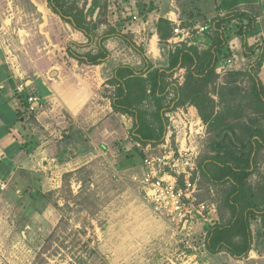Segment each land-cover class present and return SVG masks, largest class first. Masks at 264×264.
Here are the masks:
<instances>
[{
    "label": "rangeland",
    "instance_id": "obj_1",
    "mask_svg": "<svg viewBox=\"0 0 264 264\" xmlns=\"http://www.w3.org/2000/svg\"><path fill=\"white\" fill-rule=\"evenodd\" d=\"M75 1L87 9L91 0ZM99 7L95 39L121 24L122 33L143 47L151 61L152 55L157 57L158 67L167 63V45L175 44L158 37L159 51L149 50L159 18L174 17L171 37L179 27L187 40L205 50L215 35L212 26H206L208 19L235 10L254 16L256 28L246 38L254 56H247L250 50L242 46L239 19L233 18L224 25L230 35L229 54L219 62L218 76L206 89L213 112H222L227 105L243 107L241 118L228 115L227 122L245 123L252 113L247 71L258 50L264 49V0H99ZM97 11L89 18L95 19ZM71 40L80 38L45 0H0V74L11 75L15 85L9 90L16 91L18 106L33 132L46 133L38 114L43 122H71L63 109L48 107L43 92L80 91L87 103L89 99L96 103L95 110L90 113L87 108L82 114L88 126L78 146L89 148L85 157H73V162L61 157L34 159L29 171L0 162V264H264V228L259 220L252 222L254 243L245 256L235 258L227 251L211 254L205 248L208 229L227 222L229 213L223 205L227 185H213L201 172L213 154L209 141L214 136L196 107L188 104L166 113V134L160 144L134 142L129 137L132 120L110 107L113 87L105 79L118 63H138V55L125 41L110 38L105 45L111 58L85 68L65 53ZM226 71L240 75L228 84L231 77ZM184 72L176 70L170 80L182 83ZM256 75L264 85V60ZM232 86L234 93L228 91ZM29 95L39 99L32 110ZM259 126L264 129V120ZM146 157L161 160L157 169L164 183L183 186L186 178L193 183L184 209L157 210L145 197ZM256 160L249 178L254 185L264 183V150Z\"/></svg>",
    "mask_w": 264,
    "mask_h": 264
},
{
    "label": "trees",
    "instance_id": "obj_2",
    "mask_svg": "<svg viewBox=\"0 0 264 264\" xmlns=\"http://www.w3.org/2000/svg\"><path fill=\"white\" fill-rule=\"evenodd\" d=\"M45 1L51 12L71 26L79 36L80 41L71 40L65 44L66 54L79 64L106 63L111 53L105 41L110 38L125 41L138 55V63H118L105 79V83L113 87L109 97L112 110L132 120L129 137L134 142L140 145L160 144L166 134V113L188 104L196 107L214 136L209 141L213 154L206 158L201 172L213 185H227L223 205L229 213L227 222L215 223L208 229L205 248L211 254L227 251L235 258L245 256L254 243L252 222L259 220L264 228V183L254 185L249 180L256 170L257 155L264 150V129L259 126L260 119L264 120V85L256 75L264 60V49L258 50L247 71L252 81L248 97L252 113L247 115L245 123L227 122L228 115L241 118L243 107L227 105L222 112H213L206 89L218 76L215 70L219 62L229 54L230 35L224 25L233 18L239 19L242 46L250 50L247 56L251 57L255 50L247 45L246 38L256 28L255 17L246 11L235 10L208 19L206 26H212L215 35L205 50H199L193 42L183 40L168 50L166 65L158 67L145 55L143 47L122 33L121 24L95 39L99 0H91L87 9L79 7L75 0ZM96 10V17L92 20L89 14ZM172 25L168 19H158L156 33L160 40L167 41L171 37ZM93 44L96 46L91 48ZM86 47L87 51H79ZM179 69L185 71L180 84L170 80ZM224 74L231 77L228 83L231 84L240 72L226 71ZM228 91L234 93L236 86L229 87ZM170 95L172 97L167 101ZM221 96L222 92L219 94ZM16 113L24 117L21 107L17 108ZM236 127H239V132Z\"/></svg>",
    "mask_w": 264,
    "mask_h": 264
},
{
    "label": "crops",
    "instance_id": "obj_3",
    "mask_svg": "<svg viewBox=\"0 0 264 264\" xmlns=\"http://www.w3.org/2000/svg\"><path fill=\"white\" fill-rule=\"evenodd\" d=\"M164 18L171 21L175 20V18L170 15ZM152 32L150 42H153L155 47L158 35L155 30ZM149 47L151 51V43ZM170 47L171 44L169 43L167 48L170 49ZM156 51L159 50L155 47V51L153 52ZM152 58V62H156L157 57L152 55ZM72 60L76 65L79 64L75 59L72 58ZM79 65L85 68L98 66L86 64ZM154 65L157 66L156 64ZM9 78H11V75L8 73L0 74V162L5 164L12 163L15 169L29 171L32 170L35 165L34 159L43 162L45 160H58L61 157L70 159L71 161L69 162H73V157H85L84 153L88 151L89 148L86 144H84L83 147H81V145L78 146V142H81L79 139L84 136V128L88 126L82 122V114L87 108H90V113L95 110L96 103H92L90 99L87 103L80 91L71 90V92H64L63 89L55 90L53 88L48 90L50 91L48 93L43 92L44 95L42 98H44V101L49 102L50 105L48 107L63 109L71 118V122L67 123L64 121V123H61L63 121H59L55 124L51 122V119H49L51 123L43 122V120L39 119L40 116L38 114V121L45 128L44 131H46V133L38 136L33 132L30 123L25 122L24 117H19L17 115L16 111L20 106H18L17 95L15 96L16 91L14 92V90H12V95L9 90V88L11 89L13 85H15ZM91 135L92 132H89V136Z\"/></svg>",
    "mask_w": 264,
    "mask_h": 264
},
{
    "label": "built area",
    "instance_id": "obj_4",
    "mask_svg": "<svg viewBox=\"0 0 264 264\" xmlns=\"http://www.w3.org/2000/svg\"><path fill=\"white\" fill-rule=\"evenodd\" d=\"M203 28H201L202 30ZM184 30V29H183ZM174 35L169 38V41L175 40V43L187 40L186 34H182V29L179 27L174 28ZM179 40V41H176ZM218 69H221L220 67ZM20 90L22 87L19 88ZM28 102L32 104L29 109L34 108V104L38 103V98L30 96L27 97ZM34 103V104H33ZM161 160L155 157H146L144 159V165L147 172L144 175V188L146 189L145 197L154 205L157 210H166L168 207L175 208L177 210L184 209L185 202L189 201L191 191L193 192L194 185L190 179L186 178L183 186H178L175 183H164L160 176H158L159 162ZM185 200V202H184ZM169 213V212H168Z\"/></svg>",
    "mask_w": 264,
    "mask_h": 264
},
{
    "label": "bare ground",
    "instance_id": "obj_5",
    "mask_svg": "<svg viewBox=\"0 0 264 264\" xmlns=\"http://www.w3.org/2000/svg\"><path fill=\"white\" fill-rule=\"evenodd\" d=\"M151 51H155L154 43L151 42Z\"/></svg>",
    "mask_w": 264,
    "mask_h": 264
}]
</instances>
